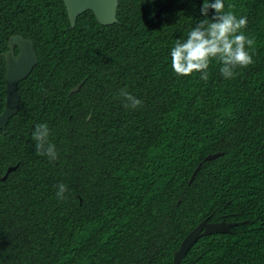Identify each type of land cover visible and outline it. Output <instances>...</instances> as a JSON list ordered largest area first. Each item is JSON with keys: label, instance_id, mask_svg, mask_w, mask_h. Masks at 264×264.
I'll list each match as a JSON object with an SVG mask.
<instances>
[{"label": "trees", "instance_id": "16d2710c", "mask_svg": "<svg viewBox=\"0 0 264 264\" xmlns=\"http://www.w3.org/2000/svg\"><path fill=\"white\" fill-rule=\"evenodd\" d=\"M224 3L247 16L254 63L225 79L213 61L205 82L170 59L203 0H119L116 24L87 11L75 27L63 0H0V115L10 38L38 57L0 131V264H173L205 219L239 224L181 264H264V0ZM124 88L142 106L125 108ZM41 123L56 161L36 154Z\"/></svg>", "mask_w": 264, "mask_h": 264}, {"label": "clouds", "instance_id": "9594fccd", "mask_svg": "<svg viewBox=\"0 0 264 264\" xmlns=\"http://www.w3.org/2000/svg\"><path fill=\"white\" fill-rule=\"evenodd\" d=\"M228 5L225 10L224 0H203L200 9L201 19L187 34L186 39H177L171 48V68L178 77H189L199 74L203 81L209 79V68L213 61L220 63V73L225 79L235 77L237 68H246L254 63L252 49L255 37H249L247 16H237ZM214 15L209 18V10ZM125 108L136 109L143 101L128 92L126 88L119 92ZM50 129L46 123L37 124L32 133L36 154L47 156L50 162L58 159L55 144L49 140ZM57 198L66 199V184L57 185Z\"/></svg>", "mask_w": 264, "mask_h": 264}, {"label": "water", "instance_id": "95a60500", "mask_svg": "<svg viewBox=\"0 0 264 264\" xmlns=\"http://www.w3.org/2000/svg\"><path fill=\"white\" fill-rule=\"evenodd\" d=\"M67 9L68 17L72 27L77 24L78 17L87 11H92L97 21L104 26L114 25L118 22L119 0H63ZM9 50L4 54L6 59L7 73V92L6 105L0 115V131L5 130L10 119L19 111L20 94L18 85L27 79L38 64V57L35 52L34 44L31 40L25 39L22 35H14L8 44ZM16 48L18 53L16 54ZM84 82L72 89V93L80 90ZM222 153L210 154L205 161H211L221 156ZM201 164L194 171L190 182H192L201 168ZM17 167H9L3 179H6L10 172ZM237 222H210L208 219L200 222L182 241L179 249L175 252L173 264H181L190 249L203 236L215 233H230L232 227Z\"/></svg>", "mask_w": 264, "mask_h": 264}]
</instances>
